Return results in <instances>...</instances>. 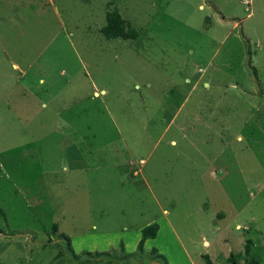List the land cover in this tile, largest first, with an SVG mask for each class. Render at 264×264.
Segmentation results:
<instances>
[{"label":"rangeland","instance_id":"374dc122","mask_svg":"<svg viewBox=\"0 0 264 264\" xmlns=\"http://www.w3.org/2000/svg\"><path fill=\"white\" fill-rule=\"evenodd\" d=\"M162 208L194 264H264V0H0V264Z\"/></svg>","mask_w":264,"mask_h":264},{"label":"crops","instance_id":"0c3cea01","mask_svg":"<svg viewBox=\"0 0 264 264\" xmlns=\"http://www.w3.org/2000/svg\"><path fill=\"white\" fill-rule=\"evenodd\" d=\"M167 213V209H161V214H164L165 216L162 218L156 217V221L159 222V228H157L154 237L146 238L143 241L142 248L146 251L151 247H154L157 255H164L167 264H178L177 262L171 261V258L173 256L172 253L174 252V248H180L183 253L181 257L185 259V264H194L193 260L189 258V254L184 248L179 235L174 231L173 225L167 220ZM139 230L140 228L136 230L129 228H125L124 230L110 229L109 231L101 229L99 232L88 235L85 234L83 237L68 236V238L74 252L79 249L81 250V248L103 251L108 250L109 247H111L112 249L117 250L115 248L119 244V241L122 242L124 252H134L137 240L140 236ZM201 244L207 247V240L202 239ZM199 257H201V254H199Z\"/></svg>","mask_w":264,"mask_h":264},{"label":"trees","instance_id":"16d2710c","mask_svg":"<svg viewBox=\"0 0 264 264\" xmlns=\"http://www.w3.org/2000/svg\"><path fill=\"white\" fill-rule=\"evenodd\" d=\"M105 22L104 24L99 28L100 33L103 35L105 39L120 37L122 39L127 38H135L137 33L136 31L128 25V23L121 17L118 10L115 7H112L110 9H106L104 14ZM1 212V211H0ZM52 229H55V224L51 225ZM158 226L155 222L146 224L145 226L141 227L139 232L140 236L136 243V248L138 252L142 251V245L143 241L146 238H152L155 236L156 230ZM1 232V230H0ZM66 244V250L68 252L69 260L73 264H118L117 261L122 262H129V261H136L135 258V251L134 252H124L122 242L119 241V251L115 252L114 249L110 248V250H103V251H87L82 250L79 253H75L69 243V238L67 235L61 233L60 234ZM244 250L248 253L249 247L247 244L244 245ZM150 253L156 254L158 258L164 257L162 255H157L156 249L154 247H151L149 249ZM201 258L203 259V264H213L208 256V254H201ZM227 261H229L231 264H237L234 260L232 255L227 256ZM156 261H152V264H155ZM241 264H259L257 260L250 258L249 260H244Z\"/></svg>","mask_w":264,"mask_h":264}]
</instances>
